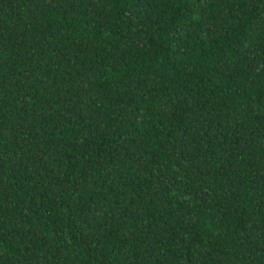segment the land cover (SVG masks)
<instances>
[{
	"label": "trees",
	"instance_id": "trees-1",
	"mask_svg": "<svg viewBox=\"0 0 264 264\" xmlns=\"http://www.w3.org/2000/svg\"><path fill=\"white\" fill-rule=\"evenodd\" d=\"M0 264H264V0H0Z\"/></svg>",
	"mask_w": 264,
	"mask_h": 264
}]
</instances>
